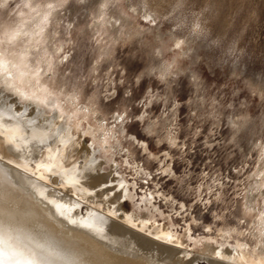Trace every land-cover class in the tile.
<instances>
[{"label": "rangeland", "instance_id": "1", "mask_svg": "<svg viewBox=\"0 0 264 264\" xmlns=\"http://www.w3.org/2000/svg\"><path fill=\"white\" fill-rule=\"evenodd\" d=\"M2 29L24 34L16 44L2 34L1 68L7 71L10 62L22 69L10 55L31 51L32 66L23 67L26 78L15 79L17 86L28 85L29 96L41 77L59 93L64 113L105 170L116 167L125 181L130 196L120 199L117 213L146 215L182 236L185 257L193 258L185 264H208L206 257L215 254L202 249L212 243L258 260L264 241L258 226L264 211V0H0ZM33 32L43 38L33 41ZM125 113L127 122L113 119ZM75 156L68 151L65 164ZM50 178L56 182L47 184L63 188ZM13 192L0 187V208L15 213L28 238L37 240L41 224L34 213L10 208ZM104 198L94 203H107ZM87 204L79 206L83 214ZM98 205L93 214H106ZM44 222V240L64 260L79 259L80 250ZM131 240L107 249H135L138 242Z\"/></svg>", "mask_w": 264, "mask_h": 264}, {"label": "bare ground", "instance_id": "2", "mask_svg": "<svg viewBox=\"0 0 264 264\" xmlns=\"http://www.w3.org/2000/svg\"><path fill=\"white\" fill-rule=\"evenodd\" d=\"M2 34L5 40L16 44L22 40L21 36L24 32L16 29L13 34H6L2 29L0 37ZM31 38L36 42L43 36L35 34ZM30 53L31 51H24L22 54L10 56L15 64L24 67L30 63L28 58ZM5 66L11 68L4 71L6 68L0 66V101L4 106L11 105L12 109L18 113H24L25 120L35 118L33 120L35 123L33 130L29 131L23 124L10 125L0 119V131L6 130L4 138L0 139V187L10 186L14 191L8 200L9 203H13L10 208L35 214H33V220H37L41 225H37L34 230L38 233V237L41 235L43 237L38 239L35 235L38 241H31L26 234L28 229L25 227V222L21 223L15 213H5L0 208V264H29V262L31 264H185L192 260L193 258L185 257L187 249L182 236H178L171 229L144 220L147 218L146 215L139 217V214L134 213L131 215L117 213L123 208L120 199L130 194L123 184L125 181L118 175L115 165V168L110 171L105 170L104 162L97 156L94 146L86 144L83 136L73 128L70 123L72 115L66 116L64 113V106L59 102L58 91L57 96L50 85L36 76L41 85L37 86L39 93L32 92L28 96L23 89L28 85L24 84L21 87L19 84L18 87L15 80L25 81L26 76H22L23 67L19 69L15 66L17 68L15 72L12 63L9 62ZM2 115L0 113V116ZM18 137L25 139L22 142ZM69 138L72 139L69 142L63 140ZM41 140L44 142L39 143L38 141ZM67 149L70 154L76 155L68 165L64 161L68 154ZM49 167L59 173L58 179L61 180L63 188H56L46 183L47 180L51 183L56 182L54 178H50L53 173L47 170ZM48 172L50 174L46 175ZM120 182L123 188L116 189L117 183ZM53 191L58 195H55ZM69 191L73 196L65 197ZM112 192L115 195L110 194ZM101 196H105L104 200L108 201L99 203L107 210V213L93 214L98 205L94 203V200L101 199ZM253 197H250V200ZM82 202H92V205L87 204L89 206V209H86L87 214H83L79 207ZM24 208L28 209L24 210ZM129 218L139 220L140 224L137 228L130 227L121 221L124 219L128 221ZM259 218L258 226L264 229V211ZM45 220H48L55 232L63 234L80 250L79 259L64 260L58 249L44 240ZM127 239H132L130 242L133 241V243L136 240L138 245L146 247L147 251L137 248L138 245L130 250L115 248L109 251L107 249L108 246ZM262 242L257 262L250 260L241 251L237 250L234 253L228 247H218L213 243L206 244L202 250L215 254L212 258L206 257L208 264H264V241ZM179 253L182 255L179 256ZM226 257L232 262L224 261Z\"/></svg>", "mask_w": 264, "mask_h": 264}, {"label": "snow or ice", "instance_id": "3", "mask_svg": "<svg viewBox=\"0 0 264 264\" xmlns=\"http://www.w3.org/2000/svg\"><path fill=\"white\" fill-rule=\"evenodd\" d=\"M177 47H179V45H177ZM141 104L144 103V101H140ZM0 113H2L3 115L0 116V119H3L7 124H23L25 125V127L29 130L32 131L33 130V125L35 123V121L28 119L25 120L24 119V113H18L16 111H14L11 107V105H7V106H0ZM8 113H11L10 115ZM127 113H125L124 115H119L117 114L116 116L113 117V119L117 120V121H121V122H127ZM138 122L144 120V116H137L135 118ZM119 131H123V128L121 127V129ZM6 133L5 131H0V139L4 138V135ZM18 139H20L22 142L24 141V137H18ZM133 140H135V137H132ZM39 143H43L44 141H38ZM14 146V143H13ZM47 170L49 172H52L54 176H56L58 178L59 173L55 172L53 168L49 167L47 168ZM119 187L123 188V185H120ZM112 195H115L114 192L110 193ZM122 195V193H121ZM29 264H31V262H29Z\"/></svg>", "mask_w": 264, "mask_h": 264}]
</instances>
